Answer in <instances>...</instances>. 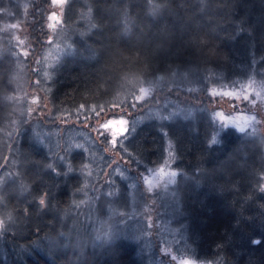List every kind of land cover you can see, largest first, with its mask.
<instances>
[{"label": "trees", "instance_id": "trees-1", "mask_svg": "<svg viewBox=\"0 0 264 264\" xmlns=\"http://www.w3.org/2000/svg\"><path fill=\"white\" fill-rule=\"evenodd\" d=\"M50 5L0 0V264H155L159 222L175 250L264 264V134L199 96L264 81V0H64L53 24ZM166 151L173 182L146 188Z\"/></svg>", "mask_w": 264, "mask_h": 264}, {"label": "rangeland", "instance_id": "rangeland-1", "mask_svg": "<svg viewBox=\"0 0 264 264\" xmlns=\"http://www.w3.org/2000/svg\"><path fill=\"white\" fill-rule=\"evenodd\" d=\"M63 2L64 0H51L50 8L46 13V18L51 24L60 20ZM5 22L19 24L17 19L11 17L7 18ZM3 23L4 21L0 23V27ZM21 32L22 30L19 29L13 34L15 37L21 38ZM7 34L9 35V33ZM25 39L31 44L28 36H25ZM16 44L18 47L23 46L20 42H16ZM208 88V94H199V96L203 97L208 103L215 118L219 121V125H234L239 130L254 129L260 134H264V81L255 78V75H247L244 79L233 84L221 83ZM147 92L148 87L142 86L137 93V97H141ZM28 95L33 104H36L39 99L44 100V97L38 91L29 90ZM45 108L46 102L42 101L39 104L38 111H43ZM120 111H116V114L103 112L99 115L103 124L110 131L112 140H115L116 135L122 132L126 125V118L119 113ZM171 155L170 151H166L163 159L150 166L148 171L141 173L142 182L146 188L153 189L158 185H167L173 182L177 169L170 163ZM154 206L155 204L150 206L153 214L146 216L149 225L155 221V218L160 217V210L158 207L154 208ZM119 211L126 220L130 218L132 213L130 210ZM159 224L160 228L156 229V233L162 243L155 264H213L209 259L196 257L194 253L181 248L182 244L176 250L172 248V241L176 237H181L180 233L182 232L178 233L180 224L171 225L164 222H159ZM149 225L145 227L149 228ZM149 230L151 233L150 228Z\"/></svg>", "mask_w": 264, "mask_h": 264}, {"label": "bare ground", "instance_id": "bare-ground-1", "mask_svg": "<svg viewBox=\"0 0 264 264\" xmlns=\"http://www.w3.org/2000/svg\"><path fill=\"white\" fill-rule=\"evenodd\" d=\"M73 26H75L74 24H72ZM71 28V27H70ZM65 29H67V28H65ZM77 29V28H76ZM70 30V29H69ZM73 30V29H72ZM131 73V72H130ZM133 74V73H132ZM132 74H131V76H132ZM81 225V224H80ZM85 226V225H84ZM92 226V225H91ZM73 229H74V227H73ZM84 229V228H83ZM88 229V228H87ZM22 233V232H21Z\"/></svg>", "mask_w": 264, "mask_h": 264}, {"label": "water", "instance_id": "water-1", "mask_svg": "<svg viewBox=\"0 0 264 264\" xmlns=\"http://www.w3.org/2000/svg\"><path fill=\"white\" fill-rule=\"evenodd\" d=\"M258 239H259L258 237H254V238H253L254 241H257Z\"/></svg>", "mask_w": 264, "mask_h": 264}]
</instances>
